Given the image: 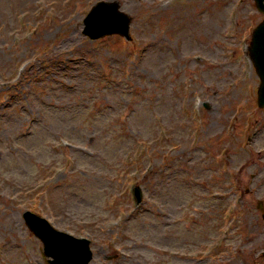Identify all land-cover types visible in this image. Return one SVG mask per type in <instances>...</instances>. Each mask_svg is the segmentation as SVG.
<instances>
[{"label": "rangeland", "instance_id": "374dc122", "mask_svg": "<svg viewBox=\"0 0 264 264\" xmlns=\"http://www.w3.org/2000/svg\"><path fill=\"white\" fill-rule=\"evenodd\" d=\"M97 1L0 0V264H47L39 241L22 221L26 208L18 203V193L30 185L34 172L47 170L49 160L65 164L73 148L60 154V139L94 157L77 153L73 175L57 173L58 183H64L48 192L47 211H54L48 220L63 231L72 224L99 227L100 242L92 244L91 264L114 253L118 259L107 264H244L250 243L244 246L233 231H223V205L207 196L213 177L222 179L230 172L210 157L228 146L229 122L240 110L260 112L255 103L257 79L246 57L228 55L234 49L226 38L227 20L247 5H239L241 0H118L133 18L132 42L110 37L92 44L81 34L82 19ZM225 1L232 2L231 7H225ZM169 47L177 50L175 55ZM199 54L215 72L198 76L202 67L193 57ZM119 60H130L134 74L121 72L115 66ZM100 64L108 68L112 85L125 88L133 78L137 91L132 101L120 92L104 93L108 85L98 74ZM52 77L61 84L51 82ZM189 78H194L191 86ZM208 85L214 88H205ZM99 95L103 103L108 97V108L96 104ZM203 101L207 111L202 110ZM33 113L37 118L31 121ZM118 113L136 136L165 134L169 146L177 147L165 149L173 160L141 185L140 213L120 228L116 221L104 228L116 215V209L111 212L104 205L106 173L114 170L112 161L130 141L116 134L105 146L104 135L101 142L87 145L96 132L112 133ZM153 162L161 164L156 158ZM80 167L84 171H77ZM188 212L195 215L193 224L185 219ZM258 222L260 217L248 215L246 230L256 229ZM222 239L231 252L225 248L215 262L167 257L173 251L187 258V253L204 249L205 258Z\"/></svg>", "mask_w": 264, "mask_h": 264}, {"label": "water", "instance_id": "95a60500", "mask_svg": "<svg viewBox=\"0 0 264 264\" xmlns=\"http://www.w3.org/2000/svg\"><path fill=\"white\" fill-rule=\"evenodd\" d=\"M258 5L262 0H256ZM259 9L264 10L260 5ZM130 19L119 11L117 2H100L96 4L83 21V34L90 39H97L113 33L127 36ZM263 28V27H262ZM256 30L254 37L253 59L262 84L258 91L259 105L264 106V28ZM138 199L140 195L138 194ZM31 226L43 225L35 218L28 217ZM46 253L54 258V264H86L90 260L87 242L77 241L63 235L54 234L48 228L44 230Z\"/></svg>", "mask_w": 264, "mask_h": 264}, {"label": "flooded vegetation", "instance_id": "af4514ba", "mask_svg": "<svg viewBox=\"0 0 264 264\" xmlns=\"http://www.w3.org/2000/svg\"><path fill=\"white\" fill-rule=\"evenodd\" d=\"M257 159H252L251 163L256 167L255 174L249 176L247 181L248 190L245 195L244 208L247 215H254L260 217V222L257 228L253 226V231H258L262 236L256 239L254 232L251 234L250 243H258L254 248L257 253L259 249H264V176L260 175L262 168H264V155L261 152L257 155ZM263 250H260L262 252ZM256 260H261L259 257Z\"/></svg>", "mask_w": 264, "mask_h": 264}, {"label": "trees", "instance_id": "16d2710c", "mask_svg": "<svg viewBox=\"0 0 264 264\" xmlns=\"http://www.w3.org/2000/svg\"><path fill=\"white\" fill-rule=\"evenodd\" d=\"M102 136H100L99 134H98V138L96 139V140H93V141H97V142H101V138ZM107 137V135L105 136V138ZM115 139V136H112L111 137V139H110V143H112L113 142V140ZM126 166H127V163H125V162H123V161H120L119 162V170H118V173H120V172H125L124 171V169L126 168Z\"/></svg>", "mask_w": 264, "mask_h": 264}]
</instances>
